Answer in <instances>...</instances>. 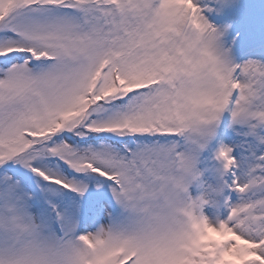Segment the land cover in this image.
Returning <instances> with one entry per match:
<instances>
[{"label":"snow or ice","instance_id":"snow-or-ice-1","mask_svg":"<svg viewBox=\"0 0 264 264\" xmlns=\"http://www.w3.org/2000/svg\"><path fill=\"white\" fill-rule=\"evenodd\" d=\"M205 9L0 0V264H264V154L217 148L222 213L189 194L223 111L264 125V61Z\"/></svg>","mask_w":264,"mask_h":264},{"label":"rangeland","instance_id":"rangeland-1","mask_svg":"<svg viewBox=\"0 0 264 264\" xmlns=\"http://www.w3.org/2000/svg\"><path fill=\"white\" fill-rule=\"evenodd\" d=\"M262 0H200L212 8L205 9L204 14L222 32L220 44L230 50L234 61L242 62L247 59L264 61V9ZM226 26V27H225ZM243 26H250L246 32H241ZM263 34V35H262ZM227 142L232 149V156L237 161V172L248 164L255 162V158L264 154V125L255 130L246 124L228 123ZM203 159V162L201 160ZM202 163L196 166L200 175L189 185V194L193 197L203 195L207 200L202 211L210 218L217 212H223L222 202L225 196L235 199V194L228 187L229 172L221 177V166L212 158L205 160L202 150L197 155ZM230 191V192H229Z\"/></svg>","mask_w":264,"mask_h":264},{"label":"clouds","instance_id":"clouds-1","mask_svg":"<svg viewBox=\"0 0 264 264\" xmlns=\"http://www.w3.org/2000/svg\"><path fill=\"white\" fill-rule=\"evenodd\" d=\"M198 196H203V195H198Z\"/></svg>","mask_w":264,"mask_h":264}]
</instances>
